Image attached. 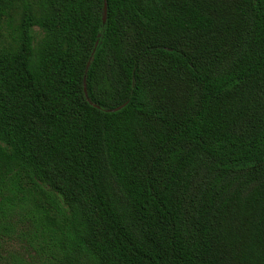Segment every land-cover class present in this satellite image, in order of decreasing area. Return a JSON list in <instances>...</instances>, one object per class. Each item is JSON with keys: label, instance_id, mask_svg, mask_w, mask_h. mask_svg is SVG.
Returning <instances> with one entry per match:
<instances>
[{"label": "trees", "instance_id": "16d2710c", "mask_svg": "<svg viewBox=\"0 0 264 264\" xmlns=\"http://www.w3.org/2000/svg\"><path fill=\"white\" fill-rule=\"evenodd\" d=\"M0 38V258L264 264V0H0Z\"/></svg>", "mask_w": 264, "mask_h": 264}, {"label": "rangeland", "instance_id": "374dc122", "mask_svg": "<svg viewBox=\"0 0 264 264\" xmlns=\"http://www.w3.org/2000/svg\"><path fill=\"white\" fill-rule=\"evenodd\" d=\"M13 241L14 242L12 245L8 244V246L5 248L2 255L3 257L0 258V264H9L13 256H19L22 254V252H24L23 246L21 244L24 240L21 238H15Z\"/></svg>", "mask_w": 264, "mask_h": 264}, {"label": "water", "instance_id": "95a60500", "mask_svg": "<svg viewBox=\"0 0 264 264\" xmlns=\"http://www.w3.org/2000/svg\"><path fill=\"white\" fill-rule=\"evenodd\" d=\"M106 18H107V7H106V4H105L104 15H103V22L104 23L106 22ZM117 109H119V108H117Z\"/></svg>", "mask_w": 264, "mask_h": 264}]
</instances>
